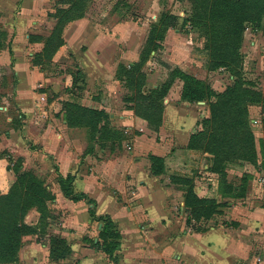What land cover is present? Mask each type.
<instances>
[{
    "label": "crops",
    "instance_id": "0c3cea01",
    "mask_svg": "<svg viewBox=\"0 0 264 264\" xmlns=\"http://www.w3.org/2000/svg\"><path fill=\"white\" fill-rule=\"evenodd\" d=\"M51 1L0 0V32L4 36H0V67H9L16 77L14 90H0V194L14 182L13 164L20 158L19 171H31L54 195L47 202L52 217L45 233L24 235L17 260L7 264H264V101L248 106L256 164L240 161L244 170L238 175L249 178L238 195L236 186L230 189L228 184V166L224 170L226 182H222L220 174L210 168L212 155L188 147L191 135L203 130L202 122L210 116L209 101L183 99V82L176 80L163 98L161 124L155 130L128 107L132 103L124 101V90L108 88L119 84L118 64L127 67L138 56L124 46L129 41L123 40L121 32L125 24L95 23L88 7L81 18L64 24L60 47L45 54L57 23V7L69 6L67 0H55L51 9ZM43 11L53 19L47 34L36 30V18ZM186 31V36L194 34L191 27ZM65 50L78 60L86 78L84 89L76 99L68 90L71 84L65 93L34 90L42 81L51 80L44 74L46 66ZM192 61L172 58L171 63L196 79L206 80L193 66L199 61ZM104 64L110 67L107 83L102 74ZM92 71L96 75L93 84H99L101 90H88ZM160 73L164 76L165 70ZM26 75L31 82L25 80ZM149 78L146 74V87ZM175 83L177 90H171ZM210 88L219 93L225 86L217 89L210 84ZM150 91L143 89L142 93ZM67 104L106 112L110 133L105 137L97 131L90 135L88 127L68 123ZM150 156L162 159L161 173L151 171ZM68 175L73 177L74 192L91 199L95 214L110 218L119 231V244L112 255L116 260L96 245L101 241V224L90 217L92 204L62 193L58 177ZM174 176L187 177L193 193L215 199L220 212L208 219H194L184 203L187 187L174 181ZM214 189L216 195L211 194ZM38 220L39 212L32 207L24 222L35 226ZM193 223L199 226L193 229ZM53 236L66 240L68 254L50 255Z\"/></svg>",
    "mask_w": 264,
    "mask_h": 264
},
{
    "label": "trees",
    "instance_id": "16d2710c",
    "mask_svg": "<svg viewBox=\"0 0 264 264\" xmlns=\"http://www.w3.org/2000/svg\"><path fill=\"white\" fill-rule=\"evenodd\" d=\"M181 1V0H180ZM189 2L191 11L185 18L183 24L190 22L192 27H197L204 36L203 48L208 52L209 60L207 68L209 70L224 67L233 76L232 83L228 84L222 92L215 93L208 83L196 79L191 75L176 68L175 76L170 72L167 80L157 89L151 90L148 94L142 93V86L145 75L136 74L139 61L144 57L140 55L139 61L133 62L128 67L119 64L116 70V77L120 80L125 77L126 83L137 89L138 95L127 96L125 102L134 113L148 121L157 130L161 124V114L163 109V98L167 89L176 77L183 81L182 98L189 101H209L210 116L202 122L203 130L192 134L188 147L208 152L212 155L211 170L220 174L222 182H226L225 168L231 161H247L256 164V151L254 146V135L250 128L248 118V106L253 103L264 101L262 95L249 88L251 82L243 74L241 64L243 54L240 47L243 41L245 29L251 25L256 30L264 32V0H185ZM74 3H72L73 5ZM72 5L61 8V12L70 17L60 20L57 16V23L54 26L51 36L48 38L45 54L52 53L53 50L62 44L61 37L57 41V33L61 36V30L68 21L81 18L84 15V8L78 14L72 16ZM58 13V12H57ZM161 24L164 26H176V17L170 14L160 16ZM153 24L146 43L151 42L157 32L159 25ZM0 36L4 37L2 32ZM163 36L157 41L163 40ZM55 41V42H54ZM54 43V49L50 48ZM3 45L0 40V47ZM157 46V45H156ZM228 47L223 50L222 48ZM159 48V46H157ZM130 68V69H129ZM172 71V70H171ZM81 76V73H79ZM135 75V79H134ZM128 80V81H127ZM139 89V90H138ZM213 99V100H211ZM66 118L68 123L84 125L88 127L90 135L100 132L102 136L110 133L108 126V114L103 110L88 109L82 106L67 104ZM116 134L113 132V135ZM121 135L118 134V139ZM20 158L13 164L15 180L9 190L0 194V264H7L17 260V252L22 244V237L27 234L40 232L45 233L48 219L52 214L47 206V202L54 198L53 193L43 184V181L30 171H19ZM151 171L159 174L163 170L162 159L157 156H150ZM245 177V176H244ZM242 177V183L246 179ZM73 177H58L62 193L73 199H83L95 207L91 199L83 193L74 192L72 188ZM174 181H179L186 185L184 203L190 208L191 216L199 220L208 219L219 213V204L213 198H199L193 191L191 181L187 177L174 176ZM242 194L243 188H238ZM35 207L39 212V220L35 226H29L24 222V217L29 209ZM89 208L92 220L95 217L101 224L99 230L100 242L96 245L104 251L108 257L116 260L112 255L118 247L120 233L112 220L107 216L95 214L93 208ZM70 252V245L62 237L50 238V255L62 257Z\"/></svg>",
    "mask_w": 264,
    "mask_h": 264
},
{
    "label": "rangeland",
    "instance_id": "374dc122",
    "mask_svg": "<svg viewBox=\"0 0 264 264\" xmlns=\"http://www.w3.org/2000/svg\"><path fill=\"white\" fill-rule=\"evenodd\" d=\"M67 1L70 6L72 5V3H74L72 5V16L78 14L83 8L84 11H86L89 7L88 11H90V13L93 15V21L95 23H101L105 26H109L112 23L125 24V26L122 27L121 32L122 35L125 36L123 40L129 41L124 46H127L130 51H136L138 55L137 59L133 62L139 61L140 55L144 57L143 61H139V67L135 75L138 73H142L145 75V79L146 74H148L150 77L148 87L144 86L145 80L144 82H142V90H153L155 88H152L151 86L154 84H157V89L167 80L170 72L177 76V74L175 73L176 67H174L173 63H171L172 58H175V60L180 59L189 63L193 62V59L194 62L198 60L199 64L196 65V63H194L193 65L195 68L199 69L198 75L205 76L204 78L206 80L202 81L208 84L210 83L211 85L215 84L217 89L223 88L224 86L226 87L228 81L232 83L233 76L228 69L219 67L209 70L207 68L209 55L208 52L203 48L204 36L201 34L197 27H192L190 22H186L185 24H183L185 18H187L191 11L189 2L185 0H100L98 2H95L94 0ZM54 3L55 0H52L50 2L51 9L54 7ZM61 10V7H57V12L59 14V16L58 14L57 16L60 20L63 21L66 20L65 18L70 17V15H68V12L64 14L61 12ZM171 12H175L174 16L176 17L177 25L174 27H166L161 24V22H159L160 16L162 15V13L165 15H173ZM36 20L38 22L36 30L41 31L43 34H47L48 30L53 25V19L47 16V12L43 11V14L41 13L36 18ZM153 24L161 25H159L157 29L158 31L155 32L152 41L146 43L148 33ZM187 26L193 29L192 33L194 34H189L190 36H186ZM161 35L163 36V40H160L161 42L159 43L157 39ZM56 38V42H59L58 40L60 38V34L57 33ZM76 40L78 39L74 40L75 43L77 42ZM17 43L18 41L15 42L14 46L18 51L19 44L17 45ZM120 44L121 48H124L123 42ZM156 45L159 46V48H157ZM53 46L54 43L50 46V48L54 49ZM59 47L60 46H57L56 49H58ZM71 48L75 49L76 52L78 51L76 44H72ZM227 48L228 47H224L222 49L225 50ZM80 49L84 50L85 48L80 46ZM55 50H53L52 53ZM240 52L243 54L241 68H243L244 77L246 79H249L251 82L249 88H252V90L259 92L261 95L264 94V92L262 91L264 90V32L261 30H256L251 25H249L244 31ZM150 58L154 59L150 60ZM166 59L167 61L170 60V63H166V61H164ZM119 64L123 65V63ZM128 66L129 65H127V67ZM201 69H204L205 73ZM161 70H165L164 76H162V73H160ZM93 71L96 73L95 69ZM93 71L91 73L93 79L90 78V84L92 86H90L88 90H101L99 84H95V86L93 84L96 76ZM79 73H81L80 66L75 56L66 50L62 51V54L56 58V61H53L51 64L46 66V71L44 74L46 75V77L51 78V80H45L44 83L42 81L40 84H37L35 86L34 90H60V92L65 93V87L71 84V88L68 90L73 92L74 97L72 98L76 99L75 97L78 96V92L84 89L86 80L82 73L81 76ZM102 74H104L105 76L104 82L107 83V80L109 81V77L111 76L110 67L107 64H104L102 68ZM125 77H121L120 80L118 79L119 84H117V86H108V88L109 90H124L122 91L121 96H124V98L127 96L135 97L136 101V96L138 95V92L136 91L137 89H134L131 85H129V83L127 84ZM25 80H27V82H31V78L27 75L25 77ZM176 80H179L178 82H183L181 78L176 77L167 90L172 87ZM15 84L16 77L14 76L13 71L9 69V67L8 70L6 68L0 67V90H14ZM177 86L178 83H175V86L171 90H177ZM95 92L96 91H94L93 93ZM62 96L66 98L69 97L67 94H62ZM261 97L264 99L263 96ZM249 116L250 114L248 113V118H250ZM249 122L251 123L250 128H252V122L250 120ZM107 128L111 130V126L108 125ZM261 140V147H263L264 138H262ZM9 166H11V163L9 164ZM227 166L231 170L228 173L230 182L228 184L230 185V189H232L233 186H236L237 189L243 188L244 183H242L241 181V179H243L241 177L244 170L243 164L238 160H234L229 162ZM238 172L241 175H238ZM248 178L249 177L245 179L247 180ZM258 179H261V177H257V180ZM239 193L240 191L237 190L236 194L239 195ZM211 194L216 195V189L212 190ZM230 201L233 202L234 200ZM91 208L95 210V207ZM94 221L99 220L97 219V217H95ZM193 224V229H196L199 226L196 223Z\"/></svg>",
    "mask_w": 264,
    "mask_h": 264
}]
</instances>
